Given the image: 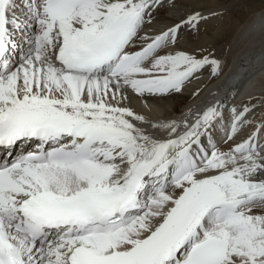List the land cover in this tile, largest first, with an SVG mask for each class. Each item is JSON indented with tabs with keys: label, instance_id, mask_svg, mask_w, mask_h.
I'll use <instances>...</instances> for the list:
<instances>
[{
	"label": "snow or ice",
	"instance_id": "obj_1",
	"mask_svg": "<svg viewBox=\"0 0 264 264\" xmlns=\"http://www.w3.org/2000/svg\"><path fill=\"white\" fill-rule=\"evenodd\" d=\"M187 3L0 0V264H264V116L124 103L220 71L177 45L221 12L150 30Z\"/></svg>",
	"mask_w": 264,
	"mask_h": 264
},
{
	"label": "bare ground",
	"instance_id": "obj_2",
	"mask_svg": "<svg viewBox=\"0 0 264 264\" xmlns=\"http://www.w3.org/2000/svg\"><path fill=\"white\" fill-rule=\"evenodd\" d=\"M202 5L205 14L209 9L223 13V6H217L216 0H188L179 10L161 11L150 30L159 31L166 24L177 22L192 7L201 8ZM222 18L201 23L198 33L182 29V39L177 45L178 48L197 54H200V50L212 53L221 61L220 71L216 75L211 73L209 67H205L197 77L185 84L180 94L159 100L146 98L145 103L140 97L129 93L130 101L124 103L152 122L179 121L184 117L191 122L193 114L216 101L238 109L245 105L254 106L253 111L259 121L264 116V7L255 10L239 24V32L228 44L222 41V35L231 23L225 24ZM145 127L155 135H163L159 130ZM253 127L243 129L235 142L245 139ZM179 130L183 131V126ZM222 147L227 148L228 145Z\"/></svg>",
	"mask_w": 264,
	"mask_h": 264
},
{
	"label": "rangeland",
	"instance_id": "obj_3",
	"mask_svg": "<svg viewBox=\"0 0 264 264\" xmlns=\"http://www.w3.org/2000/svg\"><path fill=\"white\" fill-rule=\"evenodd\" d=\"M216 5L223 6L222 14L224 18H222V21L225 20V24L227 22L231 23L229 27L223 30L222 41L226 44L239 32V24L244 19L248 18L255 10L264 7L261 0H216Z\"/></svg>",
	"mask_w": 264,
	"mask_h": 264
}]
</instances>
